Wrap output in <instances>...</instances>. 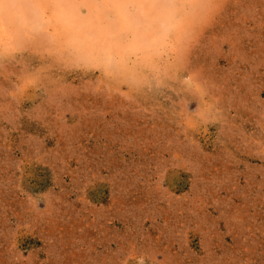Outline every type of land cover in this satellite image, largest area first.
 Here are the masks:
<instances>
[{
    "label": "rangeland",
    "instance_id": "obj_1",
    "mask_svg": "<svg viewBox=\"0 0 264 264\" xmlns=\"http://www.w3.org/2000/svg\"><path fill=\"white\" fill-rule=\"evenodd\" d=\"M210 3L159 52L0 64V264H264V0H223L192 45Z\"/></svg>",
    "mask_w": 264,
    "mask_h": 264
},
{
    "label": "clouds",
    "instance_id": "obj_2",
    "mask_svg": "<svg viewBox=\"0 0 264 264\" xmlns=\"http://www.w3.org/2000/svg\"><path fill=\"white\" fill-rule=\"evenodd\" d=\"M73 0H0V64L35 46L43 56L71 51L86 61L89 49L102 47L106 52L120 48L130 56L159 52L169 38L185 28L186 0H107L113 19L108 23L85 24ZM211 7L193 10L194 27L190 43L210 29L223 11V0H211ZM106 64L117 61L110 55ZM187 79V78H186ZM38 77L20 86V91L35 87Z\"/></svg>",
    "mask_w": 264,
    "mask_h": 264
}]
</instances>
